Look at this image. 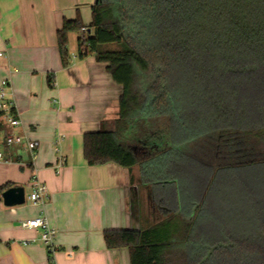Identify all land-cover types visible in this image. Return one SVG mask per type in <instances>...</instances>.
Returning <instances> with one entry per match:
<instances>
[{"label": "trees", "instance_id": "trees-1", "mask_svg": "<svg viewBox=\"0 0 264 264\" xmlns=\"http://www.w3.org/2000/svg\"><path fill=\"white\" fill-rule=\"evenodd\" d=\"M92 16L85 25L78 13L57 31L63 66L69 33L78 31L79 56L106 62L122 86L115 128L84 134L88 164L143 168L167 149L152 119L172 123L178 97L192 92L213 100L212 118L227 116L211 130L213 163L264 162V0H96ZM143 118L156 126L135 135ZM11 186H0V200ZM175 200L161 203L163 218L145 229L104 230L107 247H128L131 264H204L219 241L191 244L196 211L181 212ZM249 241L236 238L237 253L221 264H264V240Z\"/></svg>", "mask_w": 264, "mask_h": 264}, {"label": "crops", "instance_id": "crops-1", "mask_svg": "<svg viewBox=\"0 0 264 264\" xmlns=\"http://www.w3.org/2000/svg\"><path fill=\"white\" fill-rule=\"evenodd\" d=\"M95 1L0 0V88L9 81L0 103L13 102L22 121L12 127L0 111V186L11 181L29 194L38 178L48 188L43 202L15 206L1 194L0 264H131L129 248H108L104 230L145 229L163 215L141 165H90L84 156L86 132L115 128L122 86L106 62L79 56L78 31L69 33L70 64L63 66L57 31L78 13L90 24ZM8 132L39 141L34 161L21 146L5 144ZM38 216L55 230L52 252L42 228L21 224Z\"/></svg>", "mask_w": 264, "mask_h": 264}, {"label": "rangeland", "instance_id": "rangeland-1", "mask_svg": "<svg viewBox=\"0 0 264 264\" xmlns=\"http://www.w3.org/2000/svg\"><path fill=\"white\" fill-rule=\"evenodd\" d=\"M213 104L204 93L182 94L172 123L166 118L167 125L164 117L155 116L152 122L159 124L160 131H166L160 142L167 149L142 168L155 204L171 206L176 199L181 212L196 211L191 244L219 241L216 251L203 259L204 264L226 262L237 253L231 247L236 238L250 239L249 242L264 240V162H212V127L227 121L226 115L212 118ZM150 122L138 119L133 133L143 135L147 129L152 132L156 125L152 127ZM162 218L163 215L158 220Z\"/></svg>", "mask_w": 264, "mask_h": 264}, {"label": "built area", "instance_id": "built-area-1", "mask_svg": "<svg viewBox=\"0 0 264 264\" xmlns=\"http://www.w3.org/2000/svg\"><path fill=\"white\" fill-rule=\"evenodd\" d=\"M86 30V28H83ZM0 55L2 52L0 51ZM8 80L5 79L2 81V85L0 88V98L6 100V92L5 88L8 85ZM13 102L3 101L0 103V111L4 112L10 125L12 127H16L22 123L21 119L15 117L12 114ZM4 142L7 146H16L19 145L24 150L28 151L31 156L32 161H34L37 157L38 147L40 145L37 139H32L24 134H17L14 132H8L4 136ZM4 154L0 152V161L4 160ZM64 163V159H61L57 166H60ZM48 197V188L45 183L40 181L38 178H35L32 183V191L29 194H26V201H31L33 203L43 202L44 199ZM22 226L27 228H42L43 235L42 238L44 242L47 244V247L52 252L54 247V238H55V230L50 226L48 220L44 216H38L34 218H30L22 221ZM52 264L55 262L52 260Z\"/></svg>", "mask_w": 264, "mask_h": 264}, {"label": "water", "instance_id": "water-1", "mask_svg": "<svg viewBox=\"0 0 264 264\" xmlns=\"http://www.w3.org/2000/svg\"><path fill=\"white\" fill-rule=\"evenodd\" d=\"M3 202L7 206L22 205L26 202V191L22 185H14L2 193Z\"/></svg>", "mask_w": 264, "mask_h": 264}]
</instances>
